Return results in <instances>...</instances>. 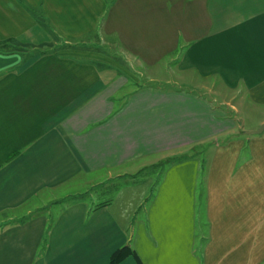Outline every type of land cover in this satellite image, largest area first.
Here are the masks:
<instances>
[{
  "label": "crops",
  "instance_id": "crops-1",
  "mask_svg": "<svg viewBox=\"0 0 264 264\" xmlns=\"http://www.w3.org/2000/svg\"><path fill=\"white\" fill-rule=\"evenodd\" d=\"M53 34L76 49L36 53ZM184 76L202 94L173 86ZM235 105L264 106V0H0V264H110L123 246L141 264H264V133L230 123ZM214 136L224 160L206 177L193 149ZM174 154L169 192L133 223L135 180L85 181ZM198 170L206 194L181 193Z\"/></svg>",
  "mask_w": 264,
  "mask_h": 264
},
{
  "label": "rangeland",
  "instance_id": "rangeland-1",
  "mask_svg": "<svg viewBox=\"0 0 264 264\" xmlns=\"http://www.w3.org/2000/svg\"><path fill=\"white\" fill-rule=\"evenodd\" d=\"M38 16L43 17V18L45 17V16H43V13H39V11H38ZM44 20L46 21L47 19L44 18ZM96 45L99 47V49H103V48L107 49L108 48V39L107 38L106 39L103 38L102 40L99 39L95 43V46ZM55 47H57L58 49H64V48H60V47H62L61 43L55 44ZM65 47L67 48L70 46L65 45ZM162 69L163 68H161V66H160V67L155 68L153 70V72H155L156 76H158L162 81H164V79H166L168 77V75L166 74V70H164L165 73H161L163 71ZM169 76H171V77H168V78H170V80L173 78L176 79V71H174L173 73L170 72ZM187 77H189V76H184V79ZM191 78L194 79V77H191ZM189 80L190 79L183 80V77H182V79L180 77V79L178 78V81L177 80L173 81V82H176L173 86H175L176 89L189 90V91L193 92L194 94H202L203 91H201V89L196 88L195 82H189ZM155 86H157V84H155ZM167 86H168L167 84L166 85L161 84L159 87H167ZM216 91H218V90H216ZM221 101L222 100L219 99V101L215 104H218V103L220 104ZM219 107L220 108L222 107L223 109L227 110V108H226L227 106L223 107V105L222 106L220 105ZM235 109H238L241 111L242 106L241 105L240 106L235 105ZM252 110H253V108H252ZM250 112H251L250 110L245 111V109H243L242 113H244V114L241 115L242 121H234V122H230V123L234 124V126L236 124L237 125L236 127H238V129L241 130L242 132H250V131L258 130L259 127L261 126L258 124V122H259L258 120H259L260 115L264 114V106L257 108V110H253L252 112H254V113H250ZM231 114L232 113L229 112L228 116L235 118V116H233ZM246 115H248V116H246ZM262 135H264V134H262ZM221 141H223L221 139V137L214 136L206 142L203 141L202 143H196L195 144L197 146L193 150L196 149V151H200L196 155V159L198 160V162L202 161V163H204L205 176L206 177H207V172H206L207 163H210L211 166L213 165V167L216 168L214 165L219 164V162H222L224 160V157H222L223 156L222 150L219 151L218 149H216L213 151L214 148H218L221 144H223ZM240 145L241 144H239V146L238 145L236 146V150H237V148L240 147ZM212 147H213V149H212ZM191 150L192 149H190V151ZM205 151H206V153H205ZM262 152H264V146H262ZM177 154H179V152H177ZM174 155L175 156L169 155V156H171L170 158L167 156V157L162 158V159L156 158V159H148V160L143 161L142 165H146V167H144L141 170L133 169V171L131 168L129 170V172L133 177H131L130 179L124 180V181L121 179L116 180L115 177L114 178L108 177L107 172L105 170L98 172L93 177L89 176L90 177L89 178L87 176V178H85V181L88 183L89 182L88 180H92L90 182V184L88 185V188L91 187L90 190H92V189L98 190L99 189L100 191H104L106 189L109 190V188H110L109 186H105L108 182V181H106V179L107 180L111 179L110 181L112 183H115V185L118 186V189L125 182H130V180H132V179L135 180L137 182V187L134 188L135 190H132V189L130 190V191H135L134 194H132V195L138 197V200H136V203H135V201H133L134 211H133V214L131 216V223H133V222L139 221L142 218V212L144 211V209L147 205L146 202H147L148 198H150L152 195H154L156 193L169 192V191H167L168 187H161L160 182L162 180L161 178H163L164 174L168 171L167 166H168L169 162H171L175 159H178V158L179 159L183 158V156L178 157L179 155H177V156H176V154H174ZM250 155L252 156L251 147L248 146V144L245 142L241 147V150L239 153V159L241 161L247 160ZM175 157H178V158H175ZM260 157H261L260 159L262 160V162H264V154H262ZM257 158H258V156H257ZM205 164H206V166H205ZM198 171H200V174H198V178L201 179L202 178L201 172H203V171L202 170H198ZM168 172H170V170ZM188 173H190L192 178H193L194 172L192 169L188 171L187 166H179L174 170V172H171L170 175L173 177L177 176V178H179L181 176L182 179H186L185 175ZM199 179L196 180V182L193 184V186L192 185H185V186L180 187V188H182L181 193H183L184 191H187V189L189 187L190 190L192 189L191 191H193L196 195L206 194V186L204 185V182L202 181L204 179L203 178L201 180H199ZM145 180H149L148 184L142 185L143 181H145ZM161 189H163V190H161ZM97 199H99V198H97ZM101 200H103V199H101ZM201 204H202V206L205 205V203H201ZM200 209H202V207H200Z\"/></svg>",
  "mask_w": 264,
  "mask_h": 264
},
{
  "label": "trees",
  "instance_id": "trees-1",
  "mask_svg": "<svg viewBox=\"0 0 264 264\" xmlns=\"http://www.w3.org/2000/svg\"><path fill=\"white\" fill-rule=\"evenodd\" d=\"M38 19L40 20V24L44 26L47 29V25L45 24V20L42 17L38 16ZM54 42L49 44H41L40 46L36 47L35 52L38 54H43L47 52H51L54 50H58L57 47H55V44H62V47L60 48H66L65 45H69L70 47L75 48V43H67L66 41L60 39L55 34H53ZM76 49V48H75ZM127 257H132L137 264H141L139 257L137 256L136 252L130 248L129 246H123L117 250H115L110 258L109 263L110 264H119L122 260H124Z\"/></svg>",
  "mask_w": 264,
  "mask_h": 264
},
{
  "label": "water",
  "instance_id": "water-1",
  "mask_svg": "<svg viewBox=\"0 0 264 264\" xmlns=\"http://www.w3.org/2000/svg\"><path fill=\"white\" fill-rule=\"evenodd\" d=\"M261 133H264V124H261L258 130L250 131V132H245L247 135H259Z\"/></svg>",
  "mask_w": 264,
  "mask_h": 264
}]
</instances>
